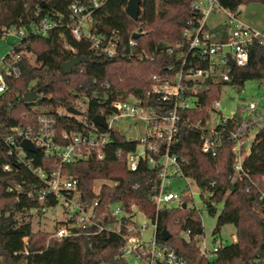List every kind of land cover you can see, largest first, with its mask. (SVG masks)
<instances>
[{
	"label": "trees",
	"instance_id": "16d2710c",
	"mask_svg": "<svg viewBox=\"0 0 264 264\" xmlns=\"http://www.w3.org/2000/svg\"><path fill=\"white\" fill-rule=\"evenodd\" d=\"M74 1L0 0V27L21 26L28 32L10 51L18 59L10 56V52L4 56V61L17 65L20 73L14 77L2 71L7 88L0 95V212L23 206L7 192V186L19 181L20 177L14 171L4 170L6 163H13L2 142L4 126L36 123L40 108L57 115V109L72 107L77 100L87 103L83 118L90 124L96 115L107 116L114 112L113 102L117 100L145 97L152 76L162 74L172 63L167 49L182 40L187 21L196 14L192 0H141L142 9L135 21L126 11L129 0H108L93 15V31L97 35L113 34L126 53L134 51L135 55L109 58L99 55L88 39L78 40L71 32L68 24L70 5ZM251 2L264 4V0H218L229 11ZM44 17L55 20L56 27L46 35L33 33V28ZM134 34L140 35L133 38L136 41L133 48L129 40ZM249 55L246 66L230 67L229 80L211 83L198 94L199 105L184 112L188 120L179 122L177 140L172 142L170 149L171 155L185 161V177L200 186L205 209L212 216L218 214L213 233H220L225 225L236 227V239L231 244L220 246L211 260L201 254L197 244V236L204 234V228L196 208H162L157 214L150 200L160 183L157 169L142 158L139 169L132 171L126 159L118 157L116 151L121 148L124 153L129 152L136 144L117 131L111 130L105 159L79 161L67 166L69 175L79 180L77 188L83 199L90 203L95 199L96 180H112L113 184L102 187L103 204L123 201L129 208L134 200L142 212L156 221L158 239L162 240V230L168 229L171 233L168 243L191 264H251L256 258H264V127L256 132L249 150L246 142L242 144V178L233 180L237 160L231 135L240 126L243 106H239L232 118L217 126L221 144L215 155L203 153L202 132L195 125L205 126L210 119V106L220 99L222 87H241L248 80H256L260 88L264 87V45L253 44ZM73 56L85 62L76 65L71 73H65L63 65ZM106 82L108 87L103 85ZM38 87L41 91L37 100L24 101L25 94ZM57 117L59 131L86 129L74 115ZM34 164L44 165L37 154ZM137 182L141 183L138 189L133 187ZM54 203L51 199L47 204ZM218 204H223L220 213ZM30 205L37 206V203ZM182 231L189 232V237H183ZM25 235L30 236L26 245L29 254L24 253ZM117 241L116 236L108 240L84 235L50 238L45 230L32 231L30 223L14 216H0V264H98L113 259L118 251ZM90 242H93V250L88 247Z\"/></svg>",
	"mask_w": 264,
	"mask_h": 264
},
{
	"label": "built area",
	"instance_id": "2783aa9c",
	"mask_svg": "<svg viewBox=\"0 0 264 264\" xmlns=\"http://www.w3.org/2000/svg\"><path fill=\"white\" fill-rule=\"evenodd\" d=\"M107 1L75 0L70 5L71 21L68 25L76 39H88L99 55L109 58L125 55L131 58L135 56L134 51L126 53L121 48V42L113 34L97 35L93 31V15ZM191 5L196 14L187 21L182 40L167 49L172 63L166 66L162 74L152 76V84L145 97L140 99L130 96L124 100H117L113 102L114 112L107 116L100 114L105 116L107 128L97 125L93 120L89 124L83 118L87 103L81 100H77L73 105L80 111L79 114H71L66 108H59L56 112L59 116H76L77 120L85 125L86 129L83 131L75 129L59 131L57 115L47 113L45 110L38 115L36 123L4 126L2 142L7 155L13 160L12 164H5L4 170L14 171L20 177L19 181L7 186V192L14 196L17 204L23 206L21 209H17L16 206L7 208L0 212V216L5 218L14 216L25 223H30L32 228L34 217L46 223L49 221L46 214L56 212V208L61 206L62 218L58 219L57 227L53 231L45 227L41 229L49 232L50 238L61 239L84 235L89 238L102 236L103 239L108 240L111 236L117 237L118 251L113 259L103 260L98 264H191L183 256L178 255L168 241L158 239L156 221L152 220L153 237L144 241L142 233L145 226L139 225L138 218L144 214L149 215L142 212L140 205L134 200L131 201L129 208L123 201L103 204L102 187L113 184L112 180H96L93 188L96 193L95 199L90 203L87 199H83L82 192L77 188L79 180L69 175L67 171V166L74 162L105 159L111 141V130L121 133L117 127L111 126L108 122L109 117L114 122L130 118L133 121L132 126H137V121H144V134L140 139L125 137L127 141L136 144L135 148L125 153L119 148L116 155L124 157L132 171L139 169L142 158L146 159L152 168L157 169L160 183L150 196L157 214L162 208H178L182 207L183 203L189 208L188 203L192 200V196L188 191L173 193L168 190L173 177L191 179L184 175L185 161L170 154L172 142L177 140L178 124L180 121L188 120L184 117L185 111L199 105L200 92L208 89L211 83L229 80L230 67L246 66L250 60V47L253 44L264 45V34L238 19L240 7L229 11L223 8L218 0H192ZM213 12L225 13L226 18L223 23L210 27L207 19ZM56 25L55 20L44 17L33 28V33L46 35ZM1 35H16L21 39L26 37L28 32L21 26H1ZM129 44L134 48L136 41L132 38ZM10 54L18 59L14 52ZM141 55L138 53V56ZM3 70L7 75L14 77L19 76L20 73L17 65L5 62L4 57L2 58L0 95L7 88L3 79ZM103 85L108 87L109 83ZM210 107V110L212 108L217 110L219 101L213 102ZM242 112L240 126L231 135L232 140L235 141L233 152L237 160L236 176L232 177L234 180L242 178L243 158L240 148L247 142L245 134L264 127V103L261 107L255 103L244 105ZM233 116L222 117L219 123ZM195 125L202 132L203 153L215 155L221 144L217 133L218 125L210 129L206 128V124ZM25 139L37 148L36 152L22 145ZM36 154L37 159L40 157L44 165L34 164ZM99 181L104 182L100 187L97 186ZM133 187L138 189L141 183L137 182ZM185 197L189 200L186 201ZM51 199L55 200L54 205L47 204ZM32 202H36L37 206L30 205ZM187 234L189 237V232ZM201 236L198 235L197 240ZM29 238V235L23 238L26 254L30 253L26 247ZM220 246L222 244L215 248V252ZM88 247L93 250V242H90ZM200 252L208 257L207 249H202L201 245ZM251 264H264V258H256Z\"/></svg>",
	"mask_w": 264,
	"mask_h": 264
},
{
	"label": "rangeland",
	"instance_id": "374dc122",
	"mask_svg": "<svg viewBox=\"0 0 264 264\" xmlns=\"http://www.w3.org/2000/svg\"><path fill=\"white\" fill-rule=\"evenodd\" d=\"M240 14L238 19L243 21L247 25L252 26L254 29L260 31L264 34V4L251 2L248 4H243L240 7ZM226 18L225 13H215L213 12L207 19L210 27L217 24L223 23ZM20 37L16 35L0 36V61L2 58L8 54L13 45L19 43ZM1 81V79H0ZM222 92L220 95L219 108L217 110H210V119L206 123V128L210 129L218 125L222 117H231L239 108V106H247L250 103H255L261 107L264 103V87H259V83L256 80H248L241 87L226 85L222 87ZM80 101V100H79ZM44 110L45 108H40ZM108 122L111 126L117 127L119 131L126 138H131L134 140L140 139L144 134V121H137V126H132L133 121L130 118L120 119L118 122L112 121V118H108ZM258 130L254 129L245 134L247 149H250L252 144V139L254 138ZM234 180V179H233ZM172 184L168 187V190L173 193L188 191L192 196V200L189 201V208H196L200 213L198 216L202 221L204 228V234L199 238L198 245H201L202 249H207L209 259H213L215 256V248L222 245L231 244L236 238V227L233 224L223 226L222 230L218 234H214V227L217 220V215H210V213L204 207V200L200 194V186L193 179H186L184 177H173L171 178ZM104 182H97V186L100 187ZM189 184V186H188ZM223 204L217 205V210L219 213L221 211ZM61 206L56 208V212H48L46 217L49 219L48 222L44 223L39 221L37 217H34L32 222L33 231H40L42 228L49 231H53L57 227L58 219L62 218ZM138 223L140 226L144 227V232L142 233V238L145 240H150L154 234V226L151 218L147 215H143L138 218ZM181 235L187 238L188 234L182 231Z\"/></svg>",
	"mask_w": 264,
	"mask_h": 264
},
{
	"label": "water",
	"instance_id": "95a60500",
	"mask_svg": "<svg viewBox=\"0 0 264 264\" xmlns=\"http://www.w3.org/2000/svg\"><path fill=\"white\" fill-rule=\"evenodd\" d=\"M140 4H141V0H129L128 3H127V6H126L127 7V9H126L127 14L135 21L138 20V17L140 15V11H141ZM139 35L140 34H134V35H132V38L137 39L139 37ZM230 59H231L232 63H234V60H233V58L231 56H230ZM84 62H85V60L73 56L70 61H68L67 63H65L63 65V70H64L65 73H71L72 69L76 65L84 63ZM40 91H41V88L38 87L36 90L26 93L25 96L23 97L24 101H26V102L36 101L37 98L40 96L39 95ZM67 111L70 112L71 114L72 113H74V114H79L80 113V111H78L73 106L72 107H68ZM93 121L97 125L107 128V123H106L104 115H100V114L96 115L93 118ZM22 145L24 147H27L28 149H30L33 152L37 151V148L34 147L32 145V143H30L26 139L22 141ZM231 187H232V185H231ZM182 208H186V203L182 204ZM161 237H162L163 240L168 241L171 238V233L168 231V229H163L162 233H161Z\"/></svg>",
	"mask_w": 264,
	"mask_h": 264
},
{
	"label": "crops",
	"instance_id": "0c3cea01",
	"mask_svg": "<svg viewBox=\"0 0 264 264\" xmlns=\"http://www.w3.org/2000/svg\"><path fill=\"white\" fill-rule=\"evenodd\" d=\"M236 239V238H235Z\"/></svg>",
	"mask_w": 264,
	"mask_h": 264
}]
</instances>
